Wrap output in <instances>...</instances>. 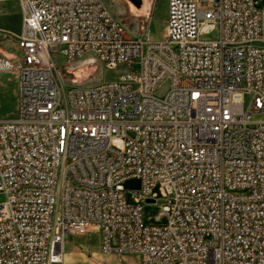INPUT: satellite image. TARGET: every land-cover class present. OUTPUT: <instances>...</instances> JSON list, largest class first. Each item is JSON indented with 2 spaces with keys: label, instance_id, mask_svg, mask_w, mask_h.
I'll return each instance as SVG.
<instances>
[{
  "label": "built area",
  "instance_id": "obj_1",
  "mask_svg": "<svg viewBox=\"0 0 264 264\" xmlns=\"http://www.w3.org/2000/svg\"><path fill=\"white\" fill-rule=\"evenodd\" d=\"M11 1L22 29L0 61L19 86L17 116L0 119V264H62L92 228L103 254L140 264H264V8L166 0L153 41L103 0ZM58 56L123 74L67 87Z\"/></svg>",
  "mask_w": 264,
  "mask_h": 264
},
{
  "label": "rangeland",
  "instance_id": "obj_2",
  "mask_svg": "<svg viewBox=\"0 0 264 264\" xmlns=\"http://www.w3.org/2000/svg\"><path fill=\"white\" fill-rule=\"evenodd\" d=\"M112 14L133 36L150 31L153 41L163 39L166 19V0H141V5H135L127 0H103ZM256 7L264 8V0H254ZM22 29V20L18 4L6 0L0 2V61L11 60L18 53L15 35ZM210 36L209 38H211ZM61 81L68 87L71 83L78 85H93L103 80H113L123 74L120 70L109 71L96 60L81 59L68 61L62 56L56 58ZM75 81V82H74ZM166 83L157 89L161 95ZM19 86L16 76L0 72V119H14L17 116ZM126 187L137 190L138 180H132ZM159 199L162 198L159 188L154 189ZM5 202V195L0 193V204ZM161 207L146 205L143 209V222L146 225L157 224L155 218ZM66 258V259H65ZM140 264L139 258L131 255H106L101 252L100 236L92 228L87 234L70 237L64 248L62 264Z\"/></svg>",
  "mask_w": 264,
  "mask_h": 264
},
{
  "label": "water",
  "instance_id": "obj_3",
  "mask_svg": "<svg viewBox=\"0 0 264 264\" xmlns=\"http://www.w3.org/2000/svg\"><path fill=\"white\" fill-rule=\"evenodd\" d=\"M127 1H129L135 5H138V6L141 5V0H127ZM149 202H152V201H149Z\"/></svg>",
  "mask_w": 264,
  "mask_h": 264
},
{
  "label": "crops",
  "instance_id": "obj_4",
  "mask_svg": "<svg viewBox=\"0 0 264 264\" xmlns=\"http://www.w3.org/2000/svg\"><path fill=\"white\" fill-rule=\"evenodd\" d=\"M128 264H131V261L130 260H127Z\"/></svg>",
  "mask_w": 264,
  "mask_h": 264
},
{
  "label": "bare ground",
  "instance_id": "obj_5",
  "mask_svg": "<svg viewBox=\"0 0 264 264\" xmlns=\"http://www.w3.org/2000/svg\"><path fill=\"white\" fill-rule=\"evenodd\" d=\"M66 259V258H65Z\"/></svg>",
  "mask_w": 264,
  "mask_h": 264
}]
</instances>
